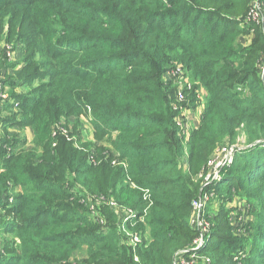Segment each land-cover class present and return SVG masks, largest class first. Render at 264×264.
Instances as JSON below:
<instances>
[{"label":"trees","instance_id":"16d2710c","mask_svg":"<svg viewBox=\"0 0 264 264\" xmlns=\"http://www.w3.org/2000/svg\"><path fill=\"white\" fill-rule=\"evenodd\" d=\"M256 1L0 0V35L23 46L21 69L11 67L20 85L7 66L0 81V100L14 101L16 113L0 114V145L10 148L0 146V229L19 241L16 262L174 264L201 237L190 223L194 202L213 194L194 259L264 264V146L238 152L221 178L205 182L225 142L264 141ZM179 67L185 86L167 77ZM27 86L3 98L7 87ZM198 109L189 140L182 120ZM66 116L92 121L82 150L60 137V150L44 145L27 157L7 137L10 126L38 133ZM237 196L255 218L235 226L227 204Z\"/></svg>","mask_w":264,"mask_h":264},{"label":"rangeland","instance_id":"374dc122","mask_svg":"<svg viewBox=\"0 0 264 264\" xmlns=\"http://www.w3.org/2000/svg\"><path fill=\"white\" fill-rule=\"evenodd\" d=\"M256 3L259 5L260 12H258L256 16L253 15L254 16L253 18L255 20L256 26L257 27L259 26L261 30H263L264 32V16L261 15V12H263L262 9L263 6L259 0H257L255 4ZM6 36H7L6 32L3 33V37L2 35H0V81L7 79L6 78L7 71L5 68L7 66L10 68L8 71L9 75L15 79V82H18L17 79L18 77L15 72L16 69L14 68L11 69V67L17 64L19 65L18 69H21V64L23 62V46L19 43H14L13 45H10L5 41ZM242 42H244V39L242 40ZM260 73L263 74V78H264V64L261 65ZM188 80L189 79L185 76L181 82L182 86H185V82L186 81L188 82ZM17 84L20 85V81L16 83V85ZM29 90L31 89L28 86L27 88L7 87L4 90L3 98L8 100L12 98L13 92L22 94L29 92ZM13 107H14V101L5 102L0 100L1 116L6 118L8 116H13V114H16L14 113L15 111ZM201 107L203 109V106ZM8 108L10 109L8 110ZM200 109H198L197 111L186 113V117L184 119L181 118L183 119L182 126L186 131L185 134L189 140L190 137H192L191 133L196 128L197 125L196 121L199 120L201 114ZM58 132H60L61 134H58ZM66 135L68 137H66ZM92 136H93V124L91 119L82 117L81 120H78L75 116L63 117L61 121L58 123L45 122L38 133L34 131L31 127L28 128V127L10 126L8 127V135H7L8 139H10L12 142L15 143V148L26 150L27 157L33 154H35V156L37 155L41 156L43 153L41 150L43 149L44 145H49L51 148L57 147L56 149L60 150L61 148L60 144L62 138H65L69 143H73L77 149L82 150L84 145H86L91 141L93 142ZM5 137L6 135H4V130L2 129V123H0V140L3 142V139ZM0 146H2L3 148L7 147V150H10L9 146L7 145H0ZM257 146H264V145H257ZM249 149L250 150L254 149V146L247 145V142L244 139L243 140L241 139V141L233 147L229 146L228 142H225V144L220 146V148H218V150L216 151L212 163L210 164L212 169V171L210 170V172L212 174L207 175L205 182L208 184L221 178L222 177L221 170L224 167L229 166L234 162L235 155L238 152L240 153L244 150L246 151ZM29 184H30L28 186L29 188L37 186V183L35 182H31ZM20 188L22 187L20 186L16 187L17 194L21 193ZM204 196L205 194L200 195V199H203ZM212 196L213 194L209 195V199H211ZM10 203L12 204L13 200H11ZM206 204L207 202L205 201L202 207L196 205L194 207L193 217L190 219V223L193 226V228L199 232H201L203 228L202 226V217L204 213L203 208ZM219 205L220 203L213 202V204L211 205L212 212L216 211ZM227 207L231 211L235 226H238L240 221L242 220L248 222L250 220H254L255 218V214H253L254 205L252 204L251 206L250 204L247 203V201L244 198L240 196L233 203L227 204ZM3 230H4L3 228L0 229V264H19L18 262H16V260L13 257L16 256L13 255V253L18 252L17 249L19 246V241L18 239H16L15 235L8 232L6 233L5 231L3 232ZM199 239L200 238H198L197 240ZM181 252L184 255V258H187L186 262H181L179 260V255ZM181 252L178 253L177 256L175 257L174 264L191 262V260L193 259L192 257L194 256V254L192 253V249H185ZM187 254L190 255L188 256ZM193 262L194 264H202L201 261L196 259H194Z\"/></svg>","mask_w":264,"mask_h":264},{"label":"built area","instance_id":"2783aa9c","mask_svg":"<svg viewBox=\"0 0 264 264\" xmlns=\"http://www.w3.org/2000/svg\"><path fill=\"white\" fill-rule=\"evenodd\" d=\"M258 12H260L259 11V5L256 3V4H254V6H253V8H252V10H251V16L252 17H254L253 15H255L256 16V14H258ZM183 74H184V71H183V69L182 68H178V69H174V70H172V71H170L168 74H167V77H180L181 78V80L184 78V76H183ZM188 88H191V85H188ZM185 99V94H184V90H183V88H181L180 90H179V93H178V100L179 101H183ZM180 123V122H179ZM180 124H182V123H180ZM186 131L184 130V133H185ZM186 135V134H185ZM66 137H68L67 135H66ZM208 200H209V195L208 194H205V196H204V198L203 199H200L199 201H197V202H195L194 203V207L196 206V205H199L200 207H202L203 206V204H204V202L206 201V202H208ZM202 226H203V228H202V230H201V234H200V239L199 240H197L196 241V245H195V247H193V248H191L192 249V252H199V251H201L203 248H204V246L206 245V235H207V230H205L204 228H206L205 227V224H204V222H203V220H202ZM138 242H140V237L139 236H134V237H132V240H131V243L132 244H135V243H138ZM179 256H181L180 258H179V260L181 261V262H186L187 261V258H184V255L182 254V252L180 253V255ZM194 257H195V255L192 257L193 259L191 260V262H188V263H182V264H194ZM136 261H138V260H136ZM207 262V264H210V263H208L209 262V260L208 261H206Z\"/></svg>","mask_w":264,"mask_h":264},{"label":"crops","instance_id":"0c3cea01","mask_svg":"<svg viewBox=\"0 0 264 264\" xmlns=\"http://www.w3.org/2000/svg\"><path fill=\"white\" fill-rule=\"evenodd\" d=\"M200 113H202L201 110H200ZM200 116H201V114H200ZM196 124L197 125H196V128L195 129H198L199 126H200V117H199V120L196 121Z\"/></svg>","mask_w":264,"mask_h":264},{"label":"water","instance_id":"95a60500","mask_svg":"<svg viewBox=\"0 0 264 264\" xmlns=\"http://www.w3.org/2000/svg\"><path fill=\"white\" fill-rule=\"evenodd\" d=\"M262 143H264V141L256 142L255 144H253V145H251V146L264 145V144H262Z\"/></svg>","mask_w":264,"mask_h":264}]
</instances>
